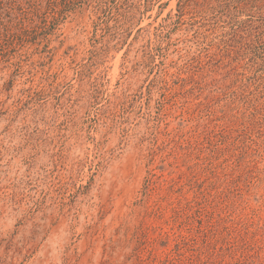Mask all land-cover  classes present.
<instances>
[{
  "label": "rangeland",
  "instance_id": "1",
  "mask_svg": "<svg viewBox=\"0 0 264 264\" xmlns=\"http://www.w3.org/2000/svg\"><path fill=\"white\" fill-rule=\"evenodd\" d=\"M27 16L0 43V264H264V0Z\"/></svg>",
  "mask_w": 264,
  "mask_h": 264
},
{
  "label": "trees",
  "instance_id": "2",
  "mask_svg": "<svg viewBox=\"0 0 264 264\" xmlns=\"http://www.w3.org/2000/svg\"><path fill=\"white\" fill-rule=\"evenodd\" d=\"M230 1L232 0H213V3L216 7L222 6L227 8ZM69 2L70 0H0V43L1 41L8 40V37L13 35L14 32L12 29L9 30L7 25L13 21L15 22L17 17L16 26L20 30V25L24 23L21 20L28 18L27 15L36 16L44 6L53 9L58 5H65ZM239 7L246 9V6L242 3ZM237 10H239L238 6ZM27 21L32 22L33 19L29 18Z\"/></svg>",
  "mask_w": 264,
  "mask_h": 264
}]
</instances>
